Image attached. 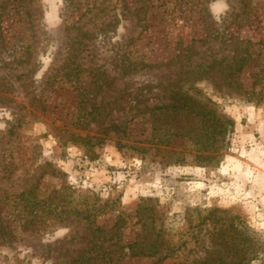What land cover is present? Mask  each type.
<instances>
[{
    "label": "rangeland",
    "instance_id": "374dc122",
    "mask_svg": "<svg viewBox=\"0 0 264 264\" xmlns=\"http://www.w3.org/2000/svg\"><path fill=\"white\" fill-rule=\"evenodd\" d=\"M188 94L235 120L223 157L150 140ZM213 207L264 264V0H0V264H200Z\"/></svg>",
    "mask_w": 264,
    "mask_h": 264
},
{
    "label": "trees",
    "instance_id": "16d2710c",
    "mask_svg": "<svg viewBox=\"0 0 264 264\" xmlns=\"http://www.w3.org/2000/svg\"><path fill=\"white\" fill-rule=\"evenodd\" d=\"M241 59L243 61L240 63L239 60ZM244 61L245 54L237 58L233 56V62L240 64L232 69L230 75L235 71H240ZM206 73V77H211L209 72L206 71ZM230 81H232L231 78ZM211 103L213 104L210 99L202 101L188 94L181 101L176 100L162 107L150 109V113L147 115L152 123L153 133L150 140L154 141L157 139L161 143L170 145L177 142L179 138L182 142L185 138L189 139V141L192 139L197 145V158L201 160L212 159L216 157L215 153L219 154V158L223 157L220 151L227 140V134L234 130L235 120L225 114L217 113L215 107L209 106ZM195 106L198 108H194ZM159 119L163 125V131L156 133L160 131ZM15 127L16 125L12 124L7 134L13 135ZM106 129L116 134H127L126 126L115 122L107 126ZM168 152H170L171 157H176L177 162H185L184 156H181L182 151L171 148ZM204 152L206 153L205 155L202 154ZM218 162L219 159L217 160ZM205 220H210L214 225V233L211 237L212 245L220 254L215 257H207L200 261V264H244L247 261L244 256L241 255L237 259L228 260L226 251H229V253L236 250L241 251L244 247L249 248L251 253L252 250H256L257 242L255 240H258V238L254 232H250L249 227L240 222V217L229 215L226 209L213 207L209 209L207 216L203 218V221Z\"/></svg>",
    "mask_w": 264,
    "mask_h": 264
}]
</instances>
